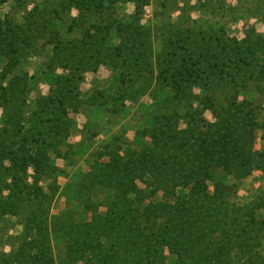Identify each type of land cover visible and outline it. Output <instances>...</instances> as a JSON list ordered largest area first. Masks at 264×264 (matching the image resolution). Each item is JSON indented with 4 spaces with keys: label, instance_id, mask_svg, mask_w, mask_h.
<instances>
[{
    "label": "rangeland",
    "instance_id": "1",
    "mask_svg": "<svg viewBox=\"0 0 264 264\" xmlns=\"http://www.w3.org/2000/svg\"><path fill=\"white\" fill-rule=\"evenodd\" d=\"M2 74L0 133L41 149L59 111L32 114L65 111L39 195L0 141V264H264V0H0ZM136 154L159 161L132 186ZM112 156L128 178L83 180Z\"/></svg>",
    "mask_w": 264,
    "mask_h": 264
},
{
    "label": "trees",
    "instance_id": "2",
    "mask_svg": "<svg viewBox=\"0 0 264 264\" xmlns=\"http://www.w3.org/2000/svg\"><path fill=\"white\" fill-rule=\"evenodd\" d=\"M84 11L88 12L90 10H84ZM110 29H111V27H107L105 29L106 30V33L108 31H110ZM119 31L121 32V30H119ZM88 39H90V36H89ZM91 39H92V37H91ZM70 50H71L70 60L74 61V58L75 57H80L78 53L72 54L73 52H78V51H76L77 48L70 49ZM13 53H15V51ZM67 55H68L67 53H64L63 57H66ZM79 60L80 61H83V59H79ZM76 61H78V60H76ZM80 61H78V62H80ZM74 64H75V62L74 63H70L69 64V67L70 66L72 67ZM6 77H7L6 74L5 75L2 74L1 77H0V81H2V83H3V81H5V79H6ZM53 77L51 78V80H54V82L56 84V77H55V75ZM71 79H72V76L69 77L68 79H66L67 80L66 82L69 83L71 81ZM1 90H4V89L1 88ZM48 100H49V102L48 101L44 102V103H47V106H43L41 109H39L40 111L35 112V113L32 114V115H34L37 118H41L42 117L41 114H43L42 111H45L44 110L45 107H46V109H48L50 111H55V110L59 111L58 114L53 113L52 114L53 117L51 116L52 121H53L52 127L50 129H48L47 134H46L47 139H48V143L46 142V139H44V141L40 143L41 144V147H42L41 149L40 148L37 149L38 147L35 146V142L32 139L35 136V133H36L35 130H33L31 132L32 135H33V137L31 136V139H29L27 136L20 137L18 133L15 136H19L20 138L19 137L14 138V133L10 134L7 131H6V133H3V132H1L2 134L0 133V141H1V143H3V139H5V136L10 134L11 135L10 139L13 140V143H11L9 146L12 148V145L13 144H17V146H18V150L17 151L18 152H22L21 155H20L21 157L19 159V161H20L19 164L20 165H17L19 167H16V170L19 173L20 172L22 173L23 178L21 180L17 179L18 181H14V187L16 189H18L17 191L19 192V195L20 196H23V194H24L23 191L25 189L26 190L29 189L28 184L25 181V177L27 176V174H26L25 171H27L29 168H32L34 170L33 180L35 182V186H34L35 188H33V191L37 192L36 195H39V193L42 192V188H39V182H40V180L44 176H46L47 174H51V175L54 174V171H55L54 170V165L49 160V156L51 155V153H53V155H55L54 152H56L55 151V148H56V144L57 143H55V142L58 141V137L61 134V127H60V125L62 124L61 118H62V112L65 111V107H64V103H61V102L57 103L55 101V96L53 97V94L52 95L50 94V97L48 98ZM21 113H22V111L20 112V110H18L17 112H15L13 114H17L20 117L21 116ZM10 117H12V116H10ZM20 118H22V116ZM24 119L27 120L25 117H24ZM20 122L22 123L24 121H19V122H16V123H15V121H12V124L13 125L15 124L19 128L18 130H20V127H19ZM26 122H27V124H30L29 123L30 121L27 120ZM59 122H61V123H59ZM6 125H7V123H6ZM40 125H41V123H40ZM37 136L41 137L40 134H37ZM207 137H209L208 134H207ZM14 142H16V143H14ZM28 146H34V147H32L30 150H26L25 151L24 148L26 149ZM8 149H9L8 147L2 146V148H0V156H2L5 159H6V157H9V154L7 153V151H5V150H8ZM42 149H44V150H42ZM13 151H15V149H13ZM32 152H34V154H32ZM249 153L251 155H254V152L253 151L251 152V149H250ZM110 154H112V152ZM58 156L61 157V154H59ZM164 156H166V155H164ZM222 156L224 157L225 155H222ZM112 157H113V159H112V161L110 163H102V162H99V163H96L95 166H92V171H93L92 173L93 174L90 173L88 176H84L85 178L83 180H85L88 177H92V178H95V179H97L98 177H100V178L105 179L106 181L113 182V180H115L116 178H119L120 176L125 177V178H128V176H127L128 172H127L126 175L124 174V172H126L128 170V167H124L125 168L124 169V168L120 167V165L118 166V163H116V162L113 163L115 161L114 160L115 159V156H112ZM135 158L136 159L133 162V164H134L133 167L134 168H133V170H130V172L132 173L131 177L133 179L128 178V181H126L124 178H122L127 183H129L130 185H132V186L136 185L135 184V180H136L135 178H142V179H137V180H143L142 174H143V176H144V174H146L145 173V168H148V167H153L154 168L155 163H157L159 161V159L157 157V154H155V155H149V154H141V155L139 154V155H137L136 154ZM221 159H222L221 157H219V158L216 159L214 156H212L210 160H212L213 163L214 162L219 163L221 161ZM260 160L261 161L264 160V155L263 154L260 155ZM119 161H122V160H119ZM161 161H166V160H161ZM13 163L15 164V160H14ZM213 163H211L210 166H212ZM258 163H260V161ZM262 164L263 165H261L260 168H262V166H264V163H262ZM138 167H140V170H139ZM94 170H96V171L94 172ZM136 171H139V172L142 173V174H140L141 177H138L140 175H137ZM95 173H98V175H96ZM124 180H122V181L125 182ZM112 190H113L112 193L114 194V196H113L112 203L109 205L110 207L108 208V213H109V215H111L113 217L114 215L117 214V212H119L120 207H121V201L123 202V200L121 199L120 200V204H119V202L117 201L119 199L118 197L120 196V198H121L124 193L122 192V190H123L122 187H119L117 189L115 187H113ZM136 190L137 191H140L137 188H136ZM156 205L157 204L152 203V204H149L147 207L150 210H152V209L155 210V209H157ZM178 206H179V203H178ZM69 226H70L69 231L71 232V234H73V236H75L76 234H80L81 233L80 230H82V232H84V231L85 232H89L90 231V225L89 224H86L85 226H82V224H78L77 226L74 225V224H71ZM140 226H141V223H139V227ZM114 229H115V232L117 233V236H119V234H120V226L118 225V227L117 226L116 227L113 226L112 228H109V230H114ZM132 230L135 233V235H137L139 233V232H137L138 229H136L135 231H134V229H132ZM92 236H93V238H96L97 237V235H95V234H93ZM92 242H94L96 245H98L100 247L102 246V243L100 242V240H92ZM117 251H118V249H117ZM137 251L138 252H141L142 250H140L138 248ZM122 254L119 253V256H117L118 259H120V260L123 259V260H126V261L130 260L131 256L125 257ZM145 257L146 258L151 257L149 250H147L145 252ZM137 258H141L142 259V257H139V256H137ZM143 264H145V263H143Z\"/></svg>",
    "mask_w": 264,
    "mask_h": 264
}]
</instances>
